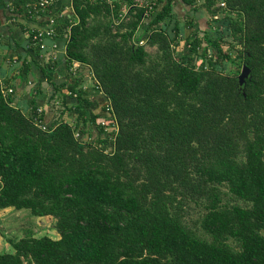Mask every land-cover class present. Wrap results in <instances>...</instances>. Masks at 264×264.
I'll use <instances>...</instances> for the list:
<instances>
[{
    "label": "trees",
    "instance_id": "trees-1",
    "mask_svg": "<svg viewBox=\"0 0 264 264\" xmlns=\"http://www.w3.org/2000/svg\"><path fill=\"white\" fill-rule=\"evenodd\" d=\"M162 1L145 23L133 0H72L66 60L89 67L102 118L79 91L76 123L43 130L0 92V209L59 233L9 238L0 264H264V0H203L212 22L186 36Z\"/></svg>",
    "mask_w": 264,
    "mask_h": 264
},
{
    "label": "crops",
    "instance_id": "crops-1",
    "mask_svg": "<svg viewBox=\"0 0 264 264\" xmlns=\"http://www.w3.org/2000/svg\"><path fill=\"white\" fill-rule=\"evenodd\" d=\"M32 2L33 0L26 3L21 7L24 10L20 11L15 1L12 9L5 0H0V80L13 89L11 103L27 116L33 114L34 109L41 108L42 122L47 127L59 120L75 124L76 113L71 108L77 103L75 94L82 91L85 97L97 102L96 112L102 118L106 115L103 108L108 100L96 86L89 67L77 62L71 65L66 60L65 47L70 27L67 17L71 12L66 9L64 17H59V13L67 8L68 0H56L49 12L43 14L29 13L27 5ZM164 2L157 8L160 9ZM171 3L176 19L183 26L181 19H188L187 13L185 14L186 5L179 0H171ZM50 15L57 20L54 34L46 40L47 49L41 50L36 42L31 46L29 39L32 30L43 27ZM145 19L147 23V17ZM143 27L137 32L138 40L146 39ZM188 34L184 33L183 36ZM48 73L53 74V82L58 88L62 86L58 89L59 95L55 93ZM69 85H73V89H69ZM70 90L74 91L73 95ZM62 102L63 105L60 106L59 103ZM63 106L69 108V111H63Z\"/></svg>",
    "mask_w": 264,
    "mask_h": 264
},
{
    "label": "rangeland",
    "instance_id": "rangeland-1",
    "mask_svg": "<svg viewBox=\"0 0 264 264\" xmlns=\"http://www.w3.org/2000/svg\"><path fill=\"white\" fill-rule=\"evenodd\" d=\"M201 3H203V0L197 1L196 3V6L198 7L197 11H192L189 8L190 6L188 5H186L185 7L186 8L185 14L187 13L188 21L190 22V24L194 25V28L197 29H205L206 25L208 27V24H211L212 22L209 21L210 15L208 14L206 8L203 6H199ZM179 9L180 8H178V11ZM183 20L184 19H181V21L183 22L182 25H184L182 28L184 31L183 34L184 33L188 34L190 30L192 31L193 28L187 27V24H189V22L185 23V20L184 21ZM229 39L227 38V40ZM184 42L185 39H183L181 44ZM146 48L149 49V47ZM176 48L178 49L177 51L179 55L181 53H185V54L188 53L187 45L185 46L179 45ZM224 51L231 53V56L234 57L236 55L237 47L235 46L231 47L226 43ZM224 70L225 69H222L221 71L224 72ZM82 138L84 140L85 135H83ZM108 150H110V147ZM191 216H194V214L192 213ZM25 234H31L36 237L46 235L52 238H57L59 236V233L55 228V218L52 216H33L31 215L28 209H15L13 207L0 209V252L12 250L8 242L9 238L16 240Z\"/></svg>",
    "mask_w": 264,
    "mask_h": 264
},
{
    "label": "built area",
    "instance_id": "built-area-1",
    "mask_svg": "<svg viewBox=\"0 0 264 264\" xmlns=\"http://www.w3.org/2000/svg\"><path fill=\"white\" fill-rule=\"evenodd\" d=\"M13 1L14 0H5L7 6L9 8L13 9ZM56 0H33V2L31 4H28V10L29 13H35V14H43V13H48L51 6H53V4L55 3ZM218 6H224L225 2L224 0H217L216 3ZM131 6L134 7H139L144 9V15L145 17H149L151 12L154 10V8H156V6H158V0H133V3ZM66 9L70 10V15L67 17V19H69V25L75 23L76 18L74 17V10H73V5H72V0H68V6L67 8H65L64 10H62L59 13V17H64L65 16V12ZM127 13V8L123 7L121 13L119 14V17L122 19L123 17H125ZM217 17V16H216ZM56 18L53 17L52 15H50L47 18V22L46 24L41 27L38 28L37 30H32V35L31 38L33 41H35L41 50H46V40L50 37H52V35L55 32V23H56ZM146 42V39H139L138 43L140 45H144ZM0 92L1 95L6 98L8 95H11L13 93V89L10 86H6L4 84V82L2 80H0ZM36 112L38 114L41 113V108H37ZM40 118V117H39ZM38 118V116L32 117V120L36 123V125H38L40 128H42L43 130L47 129V126H45L44 124H41L42 121ZM41 122V123H40ZM79 134L76 132L75 136L77 137Z\"/></svg>",
    "mask_w": 264,
    "mask_h": 264
},
{
    "label": "water",
    "instance_id": "water-1",
    "mask_svg": "<svg viewBox=\"0 0 264 264\" xmlns=\"http://www.w3.org/2000/svg\"><path fill=\"white\" fill-rule=\"evenodd\" d=\"M248 74H249V68L246 65H243L241 72L238 75V83L240 86L244 84L245 79L247 78Z\"/></svg>",
    "mask_w": 264,
    "mask_h": 264
}]
</instances>
